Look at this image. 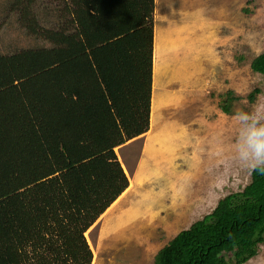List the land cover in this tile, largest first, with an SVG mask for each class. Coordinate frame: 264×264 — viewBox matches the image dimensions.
<instances>
[{
	"label": "rangeland",
	"instance_id": "rangeland-1",
	"mask_svg": "<svg viewBox=\"0 0 264 264\" xmlns=\"http://www.w3.org/2000/svg\"><path fill=\"white\" fill-rule=\"evenodd\" d=\"M71 1L0 0V57L38 50L43 63L18 82L0 112V132L83 56L76 41L115 0L89 9ZM152 22L149 126L114 149L129 186L85 233L91 264H153L169 240L250 182L236 113L264 101V75L250 68L264 50V0H154ZM226 96L228 113L219 106ZM117 204L127 221H108ZM245 264H264V243Z\"/></svg>",
	"mask_w": 264,
	"mask_h": 264
},
{
	"label": "trees",
	"instance_id": "trees-1",
	"mask_svg": "<svg viewBox=\"0 0 264 264\" xmlns=\"http://www.w3.org/2000/svg\"><path fill=\"white\" fill-rule=\"evenodd\" d=\"M153 11L154 0L103 9L76 41L83 56L0 132V264H91L85 233L129 186L114 149L149 126ZM39 54L0 57V112L18 82L42 68ZM250 68L264 75V50ZM231 101L221 100L224 113ZM263 243L264 172L255 171L241 191L169 240L153 264H245Z\"/></svg>",
	"mask_w": 264,
	"mask_h": 264
},
{
	"label": "clouds",
	"instance_id": "clouds-1",
	"mask_svg": "<svg viewBox=\"0 0 264 264\" xmlns=\"http://www.w3.org/2000/svg\"><path fill=\"white\" fill-rule=\"evenodd\" d=\"M244 126L238 141V154L251 172H264V101L258 99L248 110L236 113Z\"/></svg>",
	"mask_w": 264,
	"mask_h": 264
},
{
	"label": "crops",
	"instance_id": "crops-1",
	"mask_svg": "<svg viewBox=\"0 0 264 264\" xmlns=\"http://www.w3.org/2000/svg\"><path fill=\"white\" fill-rule=\"evenodd\" d=\"M154 56H155V55H154ZM154 61H155V59H154ZM153 65H154V64H153ZM153 70H154V69H153ZM153 72H154V71H153ZM153 76H154V73H153ZM153 83H154V79H153ZM123 194H124V193H123ZM123 194H121V195L117 198V200H115V201H119V200H121V197H122ZM119 202H120V201H119ZM114 203H116V202H113V204H114ZM110 207H111V206H110ZM110 207H109V208H110ZM116 207L119 208V212H117L118 214H116L117 216H116L113 220H110V219H109L108 221H127V220H123V219H125V218L123 217V210H121V208L118 206V204L115 205V207H113V208L111 209L112 212H114L115 210L118 211ZM109 208H108V209H109ZM108 209H107V210H108ZM107 210H106V211H105V212L99 217V219H100L104 214L107 213ZM122 218H123V219H122ZM99 219H98V220H99ZM98 220H97V221H98Z\"/></svg>",
	"mask_w": 264,
	"mask_h": 264
},
{
	"label": "bare ground",
	"instance_id": "bare-ground-1",
	"mask_svg": "<svg viewBox=\"0 0 264 264\" xmlns=\"http://www.w3.org/2000/svg\"><path fill=\"white\" fill-rule=\"evenodd\" d=\"M158 36V35H157ZM157 43V42H156Z\"/></svg>",
	"mask_w": 264,
	"mask_h": 264
}]
</instances>
